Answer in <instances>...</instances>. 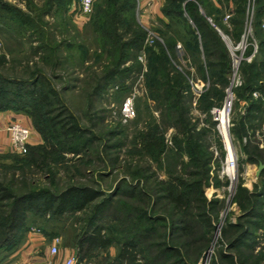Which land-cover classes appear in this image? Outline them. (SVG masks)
Wrapping results in <instances>:
<instances>
[{"label": "rangeland", "instance_id": "obj_1", "mask_svg": "<svg viewBox=\"0 0 264 264\" xmlns=\"http://www.w3.org/2000/svg\"><path fill=\"white\" fill-rule=\"evenodd\" d=\"M2 1L22 10L35 20L38 19L40 12H44L48 4V0ZM73 1L79 4L81 2V0ZM120 1L116 3L119 5ZM160 1L159 6L144 9L143 0H140L142 5L140 10L139 0H134L136 3L135 24L145 36L143 48L136 54L137 63L134 62L135 59H132L135 53L130 52L131 58L126 64V67H135L136 70L125 74L122 78H117L106 87L101 95L96 96H92L91 93L109 68L112 47L106 45L96 33L91 18L96 17L100 10L99 7L105 4V0H94L93 13L88 17L82 16L80 10L77 13L74 8H70L67 12L42 15V19L38 20V23L40 22L38 35L31 31L23 32L18 27L0 26V57H5L7 61L1 68L3 73L12 77L21 76L24 74L27 63L32 66L38 64L51 73L57 64L54 73L63 79L53 80V84L58 89L69 86V90L63 96L65 105L84 130L88 131V139L92 140L87 154L65 153V162L60 166H55L54 172L57 177H53L52 173L27 166L29 177L34 178L36 187L40 189L54 190L57 186L63 188L68 183L80 181L103 190L106 194L113 191L115 186L125 179L128 185L148 192L151 200L148 202V199L147 202L150 207L154 206L152 212L154 218L164 216L162 209L165 204L159 200L156 183L167 180L172 175L184 179L197 171L194 167L187 165L190 162L187 152H178L175 149L174 137L178 134V128L171 126L173 121L166 120L165 108L153 96L146 82L150 50L157 51L158 43L165 44L175 40V66L179 70L192 73L190 106H188L189 120L195 125L196 132L207 130L203 142L208 151L214 154L209 180L207 185L203 186L204 195L209 203L221 201L216 211L208 212L214 225L210 246H202L200 250H195V247L182 249L184 255H175V259L184 258L187 262L193 261L195 264H264V219L261 218L264 216V204L251 205V200L248 198L253 193L259 192L262 185L261 177H256L259 163L250 161L249 153H253L257 146L259 150H264V125L257 127L255 134L251 130L247 138H239L236 134V127L241 126V123L243 125V118L247 115L248 109V101L238 95L245 83L246 76L243 68L258 59V51L254 55L255 45L258 46L259 40H262L261 34L264 35V24L261 27L257 20L254 22L255 18L252 19V14L254 13L255 17V13L258 15V9L264 6L259 4L256 6V0L255 4L251 5L249 0L248 3L247 0H240L239 3H235L236 7H239L236 14L235 5L230 0H206L205 4L202 5V2L199 4L201 15L218 32L230 61L229 84L223 91L224 96L222 98L212 97L214 104L208 111L201 103L205 93L212 89V84L203 78L198 69L197 62L202 55L199 56V53H194L189 48L192 40L187 29L190 28L191 31L194 29V32L198 34L200 32L190 21L187 23L173 20L169 23L171 19H167L162 10H172L174 7L166 0ZM75 2L73 4L77 6ZM261 3L264 5V0ZM232 10L234 14L231 17ZM241 21L243 25L240 24ZM120 28L118 33L123 35V41H132L135 33L129 29L130 27L125 25ZM46 44L50 47L45 50L46 52L37 49L40 45ZM251 48L253 51L248 54ZM83 52L86 55L84 61H82ZM46 57H52L53 63L50 65L44 63ZM137 65L140 67L138 68ZM259 96V93L254 95L256 99ZM227 104H229L227 109L228 135L236 162L234 179L226 172L230 153L220 128L223 126L221 118L226 116ZM30 121L31 124L27 126H30L32 131L30 143L33 141L34 145H45L44 137L36 130L33 120L30 119ZM160 132L163 133L162 137L166 145L164 154L157 153V149L162 148L159 146ZM222 151L225 153L224 157L221 156ZM166 152L173 156L178 153L180 156L175 155L169 159ZM18 158L24 157L13 149L0 151V168L1 165L15 164ZM216 161L218 164L215 163ZM72 168H76L77 172L79 171L78 174L83 175L85 179H82L80 175L73 179L70 174L76 173V170H71ZM255 202H258L256 197ZM134 208L140 213L145 210V206L140 203ZM77 215L78 218L82 217L81 214ZM246 216L256 223L249 229L258 239L254 246L255 250L250 253L230 249L229 240L231 238L227 239L231 234L227 235L228 238L224 236V231L229 228L230 224H243L246 220L244 218L242 220L241 217ZM30 220V222H37L31 224L32 229H39L36 226L39 223L45 227L47 235L41 233L38 236L49 237L48 234H58L61 240L60 253L57 256H51L52 261L60 256L64 258L68 252H74L78 258V264H130L117 262L116 257L119 253L117 243L106 250L98 251L90 259L80 263V253L73 243L82 222L79 223L74 215H65L57 220L42 221L39 218ZM223 254L230 259H223ZM138 259L141 260L140 256ZM139 264H144V259Z\"/></svg>", "mask_w": 264, "mask_h": 264}, {"label": "trees", "instance_id": "obj_2", "mask_svg": "<svg viewBox=\"0 0 264 264\" xmlns=\"http://www.w3.org/2000/svg\"><path fill=\"white\" fill-rule=\"evenodd\" d=\"M117 1L120 0H105V4L99 7L98 12L96 11V17L91 18L96 33L106 45L112 47L109 68L105 71L101 82H97V86L91 93L92 96L101 95L117 78L135 71V67H126L131 58L130 52L135 53L132 59H135L134 62L137 63L136 54L144 45V32L135 24L136 3L134 0H121L118 5ZM230 1L235 5L240 0ZM74 2L73 0H48L44 12H40L38 19L35 20L22 10L0 0V26L18 27L23 32L31 31L38 35L40 33L38 20L42 19V15L67 12ZM166 2L174 7L172 10H162L163 15L171 19L169 23L173 20L187 23L190 21L200 32L198 34L194 32V29L193 31L190 28L187 29L192 40L189 48L194 53H199V56L202 55L197 62L198 69L203 78L212 84V89L205 93L201 103L209 111L214 104L212 97L222 98L223 91L229 84L228 54L218 32L200 13L199 4L201 2L202 5L205 4L206 0H166ZM261 2L262 0H256V6L257 4L264 6ZM75 3L79 5L78 2ZM238 9L239 7L235 5L236 14ZM76 10L78 13L79 9ZM233 10L231 17L234 14ZM257 14L255 13L254 22L257 20L258 25L260 23L262 27L264 8H259ZM240 24L243 25V21ZM125 25H128L129 29L135 33L132 41H123V35L118 33L119 28ZM262 31L259 32L262 33ZM261 36L262 40H259L258 44V59L243 68L246 76L245 83L238 95L248 101V109L247 115L243 118V125L241 123V126L236 127L239 138L249 137L251 130L255 134V129L264 125L263 33ZM175 46L176 41L171 40L165 44L158 43L157 51L150 50L146 82L153 96L165 108L166 120L173 121L171 126L178 128V134L174 137L175 149L178 152H187L190 156V162L187 165L194 167L197 171L184 179L171 174L169 179L156 183L159 200L165 204L162 209L164 216L157 218H154L152 213L154 206L150 207L148 204L151 200L148 192L128 185L125 179L121 180L108 194L80 181L68 183L63 188L57 186L54 190L36 187L34 178L29 177L27 166L52 173L53 177H57L54 172L55 166L65 162V153L87 154L92 140L88 139V131L84 130L65 105L63 96L69 90V86L58 89L53 84V80L63 79L54 73L57 64L50 73L38 64L32 66L27 63L23 75L12 77L1 70L7 61L5 57H0V112L13 111L26 115L33 120L36 130L45 139V145L29 144L28 152L21 154L24 158L16 159L15 164L1 165L0 264L7 263L10 256L24 242L33 227L31 224L37 223L30 222L31 218H39L42 221L57 220L65 215H74L79 223L82 222L73 243L80 253V263L90 259L98 251L106 250L117 243L119 253L116 259L120 263L139 264L144 259V264H195L193 261L187 262L184 258L176 260L175 255H184L182 249L195 247V250H200L202 246H210L214 225L208 212L216 211L221 201L209 203L204 195L203 186H206L209 180L214 154L208 151L203 142L207 130L196 132L195 125L189 120L188 106H190L192 73L179 70L175 66ZM49 48L46 44L40 45L37 49L45 51ZM81 49L84 48L81 47ZM252 51L253 48L248 51V54ZM85 56L83 52L82 61ZM51 59L52 57H46L47 61L44 58L46 62H43L50 65L53 63ZM49 76L52 77L49 78ZM255 93L260 95L257 99L254 97ZM157 130L159 131V128ZM160 133L159 146L162 148L157 149V153L164 154L166 145L162 137L163 133ZM182 136L184 138L181 139ZM91 144L93 146V142ZM247 148L246 146V150ZM253 153H249L250 161L257 162L259 165L264 164V150H259L257 146ZM166 154L169 159L175 155L180 156L178 153L174 156L168 152ZM224 154L222 151L221 156L224 157ZM215 163L218 164L217 161ZM71 170H76V173L70 174L73 179L80 175L76 168ZM80 176L85 179L83 175ZM260 177L262 181L260 191L248 197L251 205L264 204V170ZM255 197L258 199L257 203H254ZM139 203L145 206V210L141 213L134 208ZM77 214H81L82 217L78 218ZM243 218L246 220L245 223L230 224L224 231V236L229 237L227 240L231 238L230 249L250 253L255 250L254 246L258 239L249 227L256 223L249 220L248 216L241 217L242 220ZM261 218L264 219V216ZM36 226L47 235L43 225L39 223ZM229 233L231 235L227 237ZM48 235L50 239L58 237L57 233ZM222 258L230 259L224 254Z\"/></svg>", "mask_w": 264, "mask_h": 264}, {"label": "crops", "instance_id": "obj_3", "mask_svg": "<svg viewBox=\"0 0 264 264\" xmlns=\"http://www.w3.org/2000/svg\"><path fill=\"white\" fill-rule=\"evenodd\" d=\"M159 2L161 4L160 0H143L144 9L151 8V6H159ZM71 8L73 9V4ZM12 123H21L28 126L31 124V121L24 114L12 111L0 112V151L13 149L10 134L7 131L9 125ZM30 144L34 145L35 142L31 141ZM47 237L34 235L31 232L28 233L22 245L10 256L6 264H61L69 256L74 255V252H68L64 258L60 256L57 260L52 261L51 247L54 244V240ZM46 240L49 242L47 243Z\"/></svg>", "mask_w": 264, "mask_h": 264}, {"label": "built area", "instance_id": "obj_4", "mask_svg": "<svg viewBox=\"0 0 264 264\" xmlns=\"http://www.w3.org/2000/svg\"><path fill=\"white\" fill-rule=\"evenodd\" d=\"M250 5L255 4V0H249ZM77 7L80 10V13L82 16H90L93 13L94 10V0H81L79 5L73 4V8ZM139 9H142V5L139 0ZM254 18V13L252 14V19ZM154 36V35H153ZM153 40V37H152ZM154 41V40H153ZM258 51V46L255 45V50H254V55ZM7 131L10 134L11 142H12V147L13 150L16 151L19 154H26L28 152V146L30 144L31 136H32V131L29 127L20 124V123H13L11 124ZM228 165H231V167L236 169V162L235 160H232L230 163L227 160V167H226V172L227 169L229 168ZM229 176V174H228ZM235 177V176H234ZM234 179V178H233ZM31 232L34 233L35 235H41L43 233L40 229L33 228L31 229ZM60 245H61V240L59 237H56L54 239V244L51 247V255L52 256H57L60 253ZM78 258L76 255L69 256L63 264H78Z\"/></svg>", "mask_w": 264, "mask_h": 264}, {"label": "bare ground", "instance_id": "obj_5", "mask_svg": "<svg viewBox=\"0 0 264 264\" xmlns=\"http://www.w3.org/2000/svg\"><path fill=\"white\" fill-rule=\"evenodd\" d=\"M229 107V104H227L226 106V116H224V118L222 119V115L220 116L221 118V121H222V124L223 126L220 127L224 136H225V139H226V144H227V148H228V151H229V159H228V162L230 163L232 160H234V154L232 152V145H231V142L229 140V135H228V118H227V109ZM228 169H227V174H229V176L233 179L234 176L236 175V171H235V168L231 167V165H228Z\"/></svg>", "mask_w": 264, "mask_h": 264}, {"label": "water", "instance_id": "obj_6", "mask_svg": "<svg viewBox=\"0 0 264 264\" xmlns=\"http://www.w3.org/2000/svg\"><path fill=\"white\" fill-rule=\"evenodd\" d=\"M263 170H264V164H263V163H260V165H259V167H258V170H257V172H256V177H257V178H259V177L261 176Z\"/></svg>", "mask_w": 264, "mask_h": 264}]
</instances>
